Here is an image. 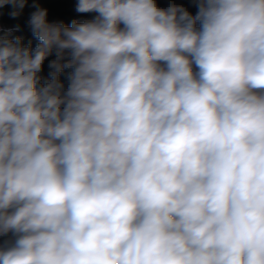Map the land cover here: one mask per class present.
Returning <instances> with one entry per match:
<instances>
[{"label": "clouds", "instance_id": "1", "mask_svg": "<svg viewBox=\"0 0 264 264\" xmlns=\"http://www.w3.org/2000/svg\"><path fill=\"white\" fill-rule=\"evenodd\" d=\"M194 2L0 35V264H264V0Z\"/></svg>", "mask_w": 264, "mask_h": 264}, {"label": "trees", "instance_id": "2", "mask_svg": "<svg viewBox=\"0 0 264 264\" xmlns=\"http://www.w3.org/2000/svg\"><path fill=\"white\" fill-rule=\"evenodd\" d=\"M161 8H167L170 4L181 5L186 8L193 16L197 13V5L194 0H156ZM77 0H26L24 8L18 17L13 18L9 13L13 10L11 5L0 8V35L15 39L21 37L23 44H29L34 49L39 43L38 39L33 35L28 21L31 14L36 11L37 7L44 8L48 12L47 19L50 23H63L65 26H71V22H85L94 19L96 13H77L75 7ZM199 26V25H197ZM55 59V55L49 56L43 65L40 73L41 84H46L50 79V73L53 69L49 68V62ZM71 69H65L59 76L61 82L67 87V77ZM9 237H1L0 242L8 240Z\"/></svg>", "mask_w": 264, "mask_h": 264}, {"label": "built area", "instance_id": "3", "mask_svg": "<svg viewBox=\"0 0 264 264\" xmlns=\"http://www.w3.org/2000/svg\"><path fill=\"white\" fill-rule=\"evenodd\" d=\"M1 238V237H0Z\"/></svg>", "mask_w": 264, "mask_h": 264}]
</instances>
